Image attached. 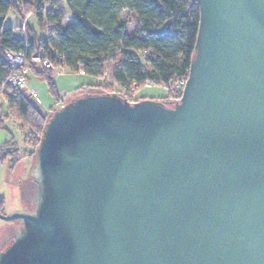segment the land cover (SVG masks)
Here are the masks:
<instances>
[{"label":"water","instance_id":"95a60500","mask_svg":"<svg viewBox=\"0 0 264 264\" xmlns=\"http://www.w3.org/2000/svg\"><path fill=\"white\" fill-rule=\"evenodd\" d=\"M197 3L178 99L50 112L0 264H264V0Z\"/></svg>","mask_w":264,"mask_h":264},{"label":"trees","instance_id":"16d2710c","mask_svg":"<svg viewBox=\"0 0 264 264\" xmlns=\"http://www.w3.org/2000/svg\"><path fill=\"white\" fill-rule=\"evenodd\" d=\"M65 2L70 10L67 24L58 8L59 0H0V86L8 65L3 51L9 50L23 51L28 56L38 53L50 59L53 65L62 57V65L69 73L82 70L83 75L101 79L99 83L84 85L90 92H116L129 101H137L147 97L134 99L130 86L151 83L165 87L167 94L150 98L160 101L179 98L170 85L186 79L188 74L199 23L197 0ZM9 10L21 17V25L14 27L5 23ZM30 14L36 16L41 38L27 26L25 19ZM16 29L21 34L15 35ZM34 73L46 81L54 105H63L66 100L59 96L50 69L42 68ZM6 105L8 114L3 116L27 130L23 146L29 148V152L20 154L10 138L0 146V160L13 164L28 156L34 162L42 129L55 107L43 112L23 92L12 93Z\"/></svg>","mask_w":264,"mask_h":264},{"label":"rangeland","instance_id":"374dc122","mask_svg":"<svg viewBox=\"0 0 264 264\" xmlns=\"http://www.w3.org/2000/svg\"><path fill=\"white\" fill-rule=\"evenodd\" d=\"M58 8L64 15V24H67L69 22L70 10L68 9L66 5L65 0H59ZM25 21L27 23V26L30 29H32L38 35L39 38L43 36L39 31L38 21L36 19V16H34L33 14H30L25 19ZM5 23H9L15 27V26L21 25L22 20H21V17L14 10H9L5 17ZM14 33L15 35L21 34L18 29H16ZM38 68L39 67L33 68L30 66L28 87L30 89H35V91L37 92V97L29 98V100L32 103L36 104L43 112H47L54 105V98L48 91L46 81L43 78L37 77L36 74L34 73V71L42 69V68L40 69ZM99 82H101V79L99 78L88 76V75H83V74L81 75L80 73H66V74H63V75H60L54 78V84H55L56 90L58 92H62V91L65 92L64 96L62 97L64 101L65 100L67 101L68 99L76 95L86 92L87 91L86 89H88V87L84 85L95 84ZM79 86H80V90H77V88L79 89ZM132 87L133 85H131L130 88L133 90L134 99H139L140 97L157 98V97H163L167 94V89L157 84L147 83V84L134 86L133 88ZM115 88L120 89L119 86H115ZM174 100L175 99L170 98V99L162 100V102L172 103ZM6 104L7 102L3 99L2 96H0V117H2L1 118L2 124L0 123V141L11 138L12 141L16 143L20 154L28 153L29 148L23 146V140H24V136L27 130L25 129L22 130L19 127L18 123L15 122L10 117L3 116L5 114H8ZM54 107L58 108L59 106L54 105ZM20 159L23 160V163H21V165L24 166L26 164V158L21 157ZM10 163L11 162H9L8 164L10 165ZM2 164L3 163L0 162V169H2L1 175L4 174V170H5L3 169L4 164L3 165ZM13 199H14L13 197L8 198L9 205L15 204V200ZM27 207L28 208H25V209L28 210L30 206H27ZM0 222H1V225L3 224V222L5 223V221H2V220ZM10 222H12L10 224H13V225L18 224V221H10ZM5 228L6 227H3L0 229V237L1 235H5L6 233ZM0 243H1V240H0ZM2 245L4 244L1 243L0 247Z\"/></svg>","mask_w":264,"mask_h":264},{"label":"built area","instance_id":"2783aa9c","mask_svg":"<svg viewBox=\"0 0 264 264\" xmlns=\"http://www.w3.org/2000/svg\"><path fill=\"white\" fill-rule=\"evenodd\" d=\"M4 55L7 59V73L4 83L0 86V96L7 102L12 93L23 92L28 98L37 97L35 89L28 87L30 66L33 68H47L50 69L52 77L56 78L60 75L69 73V70L62 65V57L57 58V64L53 65L50 59L42 57L38 53H32L29 56L26 52H11L4 50ZM78 73L84 74L82 70ZM186 79H179L174 84L170 85V89L176 96L181 95ZM147 84V83H146ZM135 85L133 84V87ZM132 87V88H133ZM64 91L59 92V96L63 97Z\"/></svg>","mask_w":264,"mask_h":264},{"label":"crops","instance_id":"0c3cea01","mask_svg":"<svg viewBox=\"0 0 264 264\" xmlns=\"http://www.w3.org/2000/svg\"><path fill=\"white\" fill-rule=\"evenodd\" d=\"M7 140L8 139H4L0 141V146L3 142ZM25 158H26V164L24 166L21 165V163H23L22 159H19L18 161L10 165L8 164L9 162L7 160H0V162L4 164L3 169H5L3 175H1L2 169H0V199L2 200L1 211L3 213L8 214L15 211L27 210L25 209L28 208L27 206H30L29 209L31 208V201L35 191V183L32 177L30 176L29 172L31 170L33 162L31 158H29L28 156H25ZM9 197L14 198L13 199L15 200L14 205H9L8 203ZM10 223L12 222L5 221V223L3 222V224L1 225L0 222V229L6 227L5 235H1L0 237L1 243L4 245L6 244L5 242H7L11 238L13 231L18 226V224L13 225ZM4 245H2L0 249Z\"/></svg>","mask_w":264,"mask_h":264}]
</instances>
